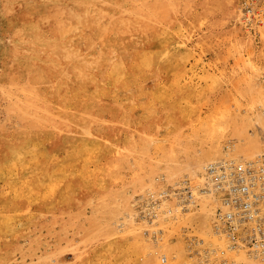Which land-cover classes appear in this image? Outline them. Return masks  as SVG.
I'll return each mask as SVG.
<instances>
[{
	"label": "rangeland",
	"instance_id": "374dc122",
	"mask_svg": "<svg viewBox=\"0 0 264 264\" xmlns=\"http://www.w3.org/2000/svg\"><path fill=\"white\" fill-rule=\"evenodd\" d=\"M19 1L34 16L46 17L80 0ZM121 2L153 8L157 0ZM7 5L0 0V142L12 139L25 125L2 93L8 89L1 84L7 65L2 47L17 34L7 18ZM163 24L186 45L183 73L136 76L118 87L114 98H105L115 104L116 137L104 143L100 155L82 163L84 174L65 169L81 163L80 147L67 137V125L57 129L65 132L66 144L71 143L68 151L36 160L47 172L29 166L20 170L25 163L9 165L7 174H0V218L5 216L0 223V264H152L154 258L162 264L246 262L235 255L228 259V253L217 249L215 236L208 233L216 207L197 197L200 188H193L192 171L196 161L211 160L207 151L213 144L222 153L214 161L224 158L227 146L238 145V134L239 140L258 141L264 147V0H179L174 13L165 8ZM108 116L104 114L105 122ZM220 130L224 139H212ZM261 148L257 156L264 154ZM36 161L35 167L41 168ZM114 162L113 172L101 169ZM185 183L195 195L186 203L194 202L196 210L185 212L189 207L174 195ZM149 245L150 254L145 251ZM169 254L176 257L170 259ZM165 255L167 262H162Z\"/></svg>",
	"mask_w": 264,
	"mask_h": 264
},
{
	"label": "bare ground",
	"instance_id": "6f19581e",
	"mask_svg": "<svg viewBox=\"0 0 264 264\" xmlns=\"http://www.w3.org/2000/svg\"><path fill=\"white\" fill-rule=\"evenodd\" d=\"M178 1L157 0L153 8H148L146 4L129 7L127 2L123 4L121 0H80L67 11L60 10L55 15L49 13L50 15L46 17H37L29 10H24L19 0H7L9 5L5 8L6 15L12 20V25L16 26L17 34L11 42L2 47L7 65L1 84L8 85V89L2 93L9 97L25 125L12 139L0 142V174H7L9 165L19 166L25 163L28 165L25 168L21 166L20 170L25 171L29 166L32 170L41 169L40 172H47V166L38 164L36 160L42 157L47 161L59 150L68 151L70 142L67 145V138L62 137L65 132L57 129V126L63 125H67L70 129L71 135L66 136L72 138V142L80 147L78 157L81 162L79 165L67 164L65 169L68 170L70 167L71 173H78L80 170L79 172L84 174L85 165L82 163L95 158L101 150L104 151L102 147L105 142L116 137V134H113L118 124L116 123L118 120L114 117L115 104L108 103L105 98H114L118 87L123 88L128 80L136 76L154 78L163 72L171 76H179L183 73L187 55L186 45L178 33L169 32L163 27L165 8L173 10L174 13ZM106 113L111 115L110 118L108 116L107 122L104 120ZM122 120L127 119L122 118ZM237 136L240 137L239 134ZM239 137L236 142H239L238 145L227 146L228 152L223 157L234 162L257 159L256 153L261 148L260 142L239 140ZM211 138L224 139V133L221 131L214 138L211 135ZM127 140L133 145V139ZM47 143H50V147L46 146ZM131 148L134 150L133 146ZM207 152L211 160L205 162L206 164L196 161L197 169L192 171V178L195 179L193 188H200L197 197L202 198L210 208H213L214 205L215 207L218 205L217 198L202 189L205 186V171L211 164L219 161L214 160L218 156L221 157L222 153L217 144L211 145V149ZM35 161L42 167L36 168V164L33 163ZM106 165L102 164L101 169L107 168L106 170H109L107 173H111L117 163L114 162V166L106 167ZM58 181L61 184L60 178ZM206 204L201 206V209L206 207ZM187 206L189 209L185 212L197 208L194 202ZM216 211L213 212L215 215ZM3 217L0 218V223H3ZM208 233L215 236L217 249L228 253V259L232 256L235 258V255L238 260H246L244 264L252 261L262 264L247 251H236L223 234L211 228ZM151 250L150 245L145 246V251L149 254ZM174 255L169 254L170 259L176 257ZM154 259L152 264H162L160 260ZM167 259L166 255L163 256L162 262H167Z\"/></svg>",
	"mask_w": 264,
	"mask_h": 264
},
{
	"label": "built area",
	"instance_id": "2783aa9c",
	"mask_svg": "<svg viewBox=\"0 0 264 264\" xmlns=\"http://www.w3.org/2000/svg\"><path fill=\"white\" fill-rule=\"evenodd\" d=\"M184 185L174 195L185 207L195 195ZM204 185L202 191L218 200L213 231L223 234L236 251H247L264 264V154L239 162L220 159L205 171Z\"/></svg>",
	"mask_w": 264,
	"mask_h": 264
}]
</instances>
